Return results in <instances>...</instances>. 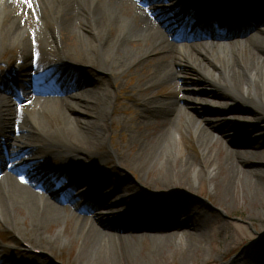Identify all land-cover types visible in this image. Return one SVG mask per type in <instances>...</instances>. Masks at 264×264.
<instances>
[{
  "label": "bare ground",
  "instance_id": "6f19581e",
  "mask_svg": "<svg viewBox=\"0 0 264 264\" xmlns=\"http://www.w3.org/2000/svg\"><path fill=\"white\" fill-rule=\"evenodd\" d=\"M134 2L135 0H31L29 5L24 3V0H0V51L4 54L8 51L14 52L16 55L11 56L8 63L18 65L14 75L6 77V72L0 74V122L3 131H6L4 153L0 154V175L7 170L0 179V223L6 228L11 227L12 223L9 224L6 217L21 215L28 222L27 232L40 243L57 247L61 241L62 244L80 243L77 264H136L138 259L134 252L138 242L143 241L150 232H156L155 236H150L154 245L153 258L160 257L162 251L172 248L176 240L180 239L181 231L192 230L189 224L198 215L189 205H183L175 212L176 209L172 207L161 211V208L137 204L134 206L136 215L145 220V225L138 227L130 220L131 229L122 231L124 226L121 229L115 227L103 214L96 216V222L85 216L76 217L67 211L65 214V209L59 207L62 201L55 203L51 198L56 196L53 193L50 194L51 197H44L40 192L46 190H41L39 182L33 178L32 183L28 182L29 185L16 182L14 177L18 178L16 174L19 173L17 169L20 165L33 163L30 168L36 171L39 179H45V174L41 171L43 161L52 154L61 156L75 166L71 175L79 178L75 189L80 190L92 183L96 184L93 192L83 195L88 200L91 199L92 203L85 210L94 207V214L116 210V220L121 217L126 219L119 209L121 206L127 208L129 201H115L114 198L127 193L132 183L118 172L107 170L103 165L105 163L99 161H106L105 156L98 157L99 159L96 156L90 157V150L98 146L99 142L92 138L91 132L86 128V125L90 124L96 127L99 135L106 136L108 133L102 122L112 117L116 108L115 102L118 100V92L111 90L110 84L112 81L116 82L121 74L129 71L141 73L145 69L146 77H141L142 83L138 86L139 92L143 93L164 84L188 82L184 95L189 98L180 99L177 106L171 100L134 99L140 105L136 109L139 117L137 125L146 128L154 126L152 137L145 140L140 139V134L132 132L131 139L134 142L140 141L139 150L135 155L140 159L129 160L137 171L149 168L156 150L161 146L175 149L174 145L178 142V132L174 130L175 121L177 117L187 116V111L191 112L189 114L193 126L195 125L198 131L196 133L200 132L207 144L214 141L215 134L202 126V119L213 120L211 116L204 112L202 119L191 115L195 113L189 107L200 110L195 102L197 93L194 86L198 88L199 93L206 96L203 101L207 104L206 109L216 111V108H220L219 110L226 113L224 119L230 122L227 129L229 134L240 132L242 135V127L234 119L239 114L255 117V123L250 124L251 127L260 125L261 120H264V116L259 115L264 114V30L259 29L264 25L263 17L260 16L262 21L257 25L258 34L250 37L245 30L237 33L241 31L244 17L242 10L240 11V6L243 5L240 0H190L189 3H193L192 10L198 4L210 12L205 18L206 22L207 19L216 20L215 23L221 28L230 29L229 32L238 36L228 43L214 39L210 45H192V49L188 51L173 44L168 34L153 21V15ZM227 3L229 8H232V18L223 15L222 8ZM29 10L31 13L32 10L35 11L37 19L31 14H26ZM176 20L183 24L186 16L176 15ZM232 29L235 30L231 31ZM216 36L218 35L209 34L210 38ZM247 36L249 37L246 38ZM55 49L58 53H55ZM59 50L76 54L77 58H66L63 53L59 54ZM32 62L54 65L50 67L49 73L54 71L53 75L57 76L58 81L72 83L74 91L66 94L65 98H45L50 94L40 86L42 75L38 74L47 72L37 70H33L31 75L24 74L29 78V82L20 81L16 89H11L9 85L21 77L24 66ZM29 68L32 67L28 66L27 72ZM188 69L200 77L198 81L184 79ZM85 87L87 89L84 90ZM76 90L81 91L77 93ZM3 94H14L16 98L8 102ZM35 95L39 98L37 97L32 106L26 107L25 103ZM16 100L25 101L21 107L27 113L25 117L15 109L19 105L18 102L16 105ZM93 100L101 105L100 111L95 108ZM50 103L57 104L65 110L63 113L68 111L72 116L62 115L60 135L45 133L39 127L38 118L51 109ZM85 113L88 118L83 120L81 115ZM40 138L46 140L40 141ZM250 139L253 143L248 145L256 148L259 140L257 141L255 136ZM79 143H84L86 147L80 146ZM262 146L259 149H264ZM207 147L208 145H201L205 156L199 166L190 157L185 156L177 167L179 175L176 172L172 178H181L182 184L187 186L189 180L196 184L203 178L210 179L214 176L213 178L217 179L219 166L226 169L227 164L229 169L226 170L225 179L228 180V185L225 187H230L231 182H239L242 172L245 175H264L263 170L239 169L235 157L248 156L247 151L231 149L233 160L230 162L227 157V164H224L222 161H215ZM117 154L119 162L123 163L128 159L123 150H117ZM107 161L109 162L108 159ZM202 164L206 168L205 171H202ZM155 175L156 179L158 176L167 185L171 184V177ZM42 182L44 187V181ZM45 185L46 189L50 188L47 180ZM176 197L179 199L180 196L177 194ZM78 203L79 199L73 200L69 205ZM153 203L157 205L156 201ZM153 203L148 202L152 205ZM157 209L162 218L155 217L153 221H147L145 216L154 210V215L159 216ZM70 221L73 225L64 228L65 234L58 233L45 240L47 231L59 227L62 223L67 225ZM196 238L190 233L180 240L188 243Z\"/></svg>",
  "mask_w": 264,
  "mask_h": 264
},
{
  "label": "rangeland",
  "instance_id": "374dc122",
  "mask_svg": "<svg viewBox=\"0 0 264 264\" xmlns=\"http://www.w3.org/2000/svg\"><path fill=\"white\" fill-rule=\"evenodd\" d=\"M260 5L264 6V0L261 1ZM168 11L169 9L166 10L164 7L163 11L159 13L158 16L162 14L165 15ZM26 14H31L34 19H37V14L33 10L32 13L29 10ZM260 14L264 15L263 8L260 10ZM153 21L164 32H170V28H168L169 24L161 23L157 19H153ZM254 24L257 25L256 22H254ZM247 26L248 28L245 30L247 35L249 34V36L252 37L258 34L259 27H251L252 25H249V23ZM175 31L176 30H173V32ZM173 44H175V42ZM183 49L190 51L192 47L188 46L184 48L183 46ZM55 53H58L56 49ZM60 53H63L66 58L67 56L77 58L75 56L76 54L70 53L69 51L66 53V51L59 50V54ZM82 54L87 56V54L83 52ZM15 55L16 54L12 51H8L5 54L0 51V71L4 69V65L10 64L8 63V59ZM53 59L51 61H53ZM142 76L146 77L145 69H143L141 73H135V71L125 72L118 77L116 82H111L110 89L118 92V100L115 102L116 108L112 117L104 119V122H102V125L108 132L106 136L99 135L94 125H86V128L91 132L92 138L99 142L98 146L90 150V157L96 156V158L99 159L105 156L106 161H104V159L99 160L105 163L103 164L104 167L106 166L107 170H113L123 177H127L132 183L127 193L114 198L115 201H122V199L124 201H129L130 204L127 208L121 206V209H119L122 213L121 215L125 216L126 219L121 217L119 220H116V216L114 215L116 210H108L105 211V213L97 212L96 214H94V207L85 210V208L89 206L87 203L88 198L82 196V194L90 185L83 190L75 189L76 181L79 178L70 180L71 166L63 163V158L57 155H53L55 156L53 159L59 160V162L61 160L63 164L61 163L59 165L60 167H64L66 174L58 175V178H54L53 180L56 183L60 182L62 184L57 191L48 193L42 191L40 193H42L44 197H51V195H53L51 193L57 194L58 196L51 198L53 201L55 200V203H60L58 200L62 201L59 207L65 209V214L67 211L68 213H73L76 217L85 216L93 222H96L95 218L97 215L103 214L108 220L112 221L115 227L121 229L124 226L122 231H129L131 229V222L134 225H138V227L145 225V220L140 217L138 218V215H136V207L134 206L137 204L147 207L150 205L158 209L161 208V211L172 207L176 209L175 212L177 209H181L183 205L192 206L193 212L196 211L198 214L189 224V226H192V230H183L179 235L181 240L182 238H186L190 233L197 238L188 241V243H184L178 239L172 248L162 251L160 257L153 258V254H155L153 253L154 245L150 238L155 236L156 232L145 234L144 240L138 242L139 244L134 252V255L138 259V261L135 262L136 264H264V175L258 173H248L245 175L242 172L243 176L241 175L239 182H231L230 187H225L228 185L225 174L226 170L229 169L226 160L230 158V162H232V150L247 151L246 154H248V156L235 157L237 158V166L239 169L243 171L251 169L264 171V149H259L262 145L264 148V120H261L262 123L260 125L251 127L250 124L255 123V117L240 115L238 113L239 115L234 119L241 125L242 135L240 132L229 134L227 129L230 122L229 120L228 122L225 121L223 111L219 110L220 108H216V112H211V110L206 109L207 104L203 102L205 99L198 95L200 91L194 86L195 93H197V100L195 102L199 105L198 107L200 110L192 106L189 107V109L191 110L192 108V111L195 113L191 115L195 118L199 116L202 119L204 118V116H202L203 112L211 114L210 118L213 120L208 119V121H206V119H202L204 121L202 126L206 127L210 133L215 134L216 138L214 141L207 144L208 142L203 140L201 133H196V126H193L194 123L189 114L191 112L187 111V116L177 117L175 121L174 130L178 132L176 133L178 134L176 135L178 142L174 145L176 150L173 148L166 149L161 146L156 150L149 168L145 171H137L135 170V165L129 162V160L132 161L134 158L140 159V157L135 156L139 150L140 141L134 142L131 139L132 132L138 135L140 134V139L145 140L152 137V129L154 126L146 128L145 126L139 127L137 125L139 117L136 109L140 107V105L134 99L155 98L156 100H171L177 106L180 99L184 98L188 100L189 98V96L184 95L186 85H188V82L185 83L184 81H177L176 84L173 85L164 84L146 93L139 92L138 86L142 83ZM199 78L200 77L192 73L190 69L184 74V79L188 81H198ZM57 92H63L62 89L58 88V85ZM61 97L65 98L66 96L63 95ZM93 101L95 108L100 111L102 109L101 105H98L96 100ZM238 102H240V100ZM50 106L51 109L47 112L45 110L44 113H46L43 114L40 119L38 118L40 130L43 132L45 131V133L60 135L62 115L68 114V117L72 116L68 111L63 113L65 110L59 108L55 103H50ZM17 110L19 109L17 108ZM86 113L81 115L83 120L88 118ZM259 115L264 116L262 113H259ZM254 136L257 141L259 140L256 148L248 145L253 143L250 141V138ZM43 140L46 139L40 138V141ZM202 144L205 146L208 145L207 151L212 153V157L215 161H222L224 164H227V166H225L226 169L219 166L220 172L217 175V179H214V176L210 179L203 178V180L197 181L196 184H194L192 180H189L188 186L182 184L181 178H172L176 172L177 174L179 173L177 167L180 160L185 156V158L190 157V159L195 161L196 165L199 166L201 164L205 156V152H202ZM81 145H84V143L80 144V146ZM84 147L86 146L84 145ZM117 150H123L124 154L127 155L128 161L126 160V162L123 163L119 162L116 158L118 155ZM113 155H115V157ZM45 166L46 163H43L42 169L44 171ZM22 167V177L26 179L27 182H30V176L32 175L31 170L23 165ZM202 167L203 170L202 168L201 170L205 171L206 168L203 164ZM6 171L7 170L3 171L0 175V179ZM155 174L162 175V177H171V179H169L171 184L167 185L165 182L161 181V179H159L161 177L158 176L157 180ZM14 178L18 184H24V182L20 181L18 178ZM72 186L75 191H72ZM28 187L31 189L30 186ZM177 194L181 196L179 199L176 197ZM75 199H79V203L74 206L69 205V203L73 202ZM153 201H156L157 205H154ZM148 202H152L153 205L148 204ZM155 211L156 210L145 216L147 221H153L155 217L162 218L159 215L160 211H158L159 216L154 215ZM6 219L9 224L10 222L12 223V226L6 228L0 223V239L6 242V246L11 251L10 254L15 256L17 260L15 264H38L40 261H45L47 264H77L80 243L76 245L75 243H66L64 241L65 244H62L61 241L58 247L46 245V243H40L38 240H35L33 236L27 232L26 228L28 222L25 221L24 217L21 215L17 217L7 216ZM185 220H187V218ZM65 225L66 223H62L59 227L47 231L45 233V240L53 238L58 233L62 235L65 234L64 228H70L73 222L70 221L66 226ZM22 244L30 245L42 251L45 256L38 258L29 254ZM9 261L10 260L7 262ZM11 262L13 261H10V263Z\"/></svg>",
  "mask_w": 264,
  "mask_h": 264
},
{
  "label": "snow or ice",
  "instance_id": "6c2138e0",
  "mask_svg": "<svg viewBox=\"0 0 264 264\" xmlns=\"http://www.w3.org/2000/svg\"><path fill=\"white\" fill-rule=\"evenodd\" d=\"M24 3H26V4H31V0H24Z\"/></svg>",
  "mask_w": 264,
  "mask_h": 264
},
{
  "label": "water",
  "instance_id": "95a60500",
  "mask_svg": "<svg viewBox=\"0 0 264 264\" xmlns=\"http://www.w3.org/2000/svg\"><path fill=\"white\" fill-rule=\"evenodd\" d=\"M181 197V196H180Z\"/></svg>",
  "mask_w": 264,
  "mask_h": 264
}]
</instances>
